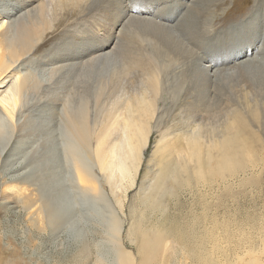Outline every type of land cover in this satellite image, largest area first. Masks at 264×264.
Wrapping results in <instances>:
<instances>
[{
    "label": "rangeland",
    "instance_id": "1",
    "mask_svg": "<svg viewBox=\"0 0 264 264\" xmlns=\"http://www.w3.org/2000/svg\"><path fill=\"white\" fill-rule=\"evenodd\" d=\"M208 1L211 3L207 0H147L138 4L136 0H127L126 5L139 8L137 10L132 8L130 11L137 16L160 19L161 23L171 26L178 18L179 9H182L184 13L188 10L189 13L184 19L190 16L189 19L193 26L189 28L186 25L184 30L178 31V34L180 39L186 35L191 40L199 38L196 34V26L199 21H204V16L208 11V14L214 16L211 25L216 35L212 38H204L201 46H206V50L211 52L212 57L216 59L217 65L215 66L225 68L241 58L253 57L255 47L262 45L258 40H251L254 38L251 35L253 32L254 36H261V29L259 32L257 27L264 28V16L261 14V12L264 14V0ZM49 2L50 0H0V9L2 8L1 12L3 11L0 15V22L4 19L15 20L10 24L11 27L9 26L12 33L15 31L17 22L23 19L27 25L35 29L36 36L34 35L31 48L27 53L29 54L28 59L22 62L23 66H19L18 70L24 72L34 69L39 77L36 83L34 82L35 87H31L24 93L18 110L15 109L12 115L0 110V150L3 149L0 157V264H81L83 255L79 251L82 248L91 249V260H88L87 264H95V257L98 253L107 258L115 247V239L108 234L111 211L117 217L119 216L122 222L124 244L133 247L132 222L135 216L145 212L144 205L139 204V201L156 169L150 157L159 139V133L167 131L168 138H172L179 134L182 135L183 131H187L189 127L185 124L180 125L188 121V112L184 105L177 104L166 116L162 102H158V112L162 114L164 122L152 121L153 125H158V129L156 128L155 131L154 128L150 135L151 138L149 137V145L142 156L143 162L134 185L126 192L119 193L121 196L117 194L121 199V207L114 201L110 187L103 182L97 170L95 172L98 177H101L104 200L88 197L78 191L73 185L72 171L65 159V145L69 140L66 114L71 108L77 113L83 109L87 123L96 127L123 88L124 91L130 89L129 93L135 90L138 81H134L132 76L133 74L137 76L143 71L141 68H129L128 59L125 57L127 52L123 46L125 48L126 46L130 48V46L124 44L140 43L146 45V48L148 45L156 46L155 50L158 52L154 51L152 56L156 61L160 55V58L164 57L165 60L160 59L159 63L170 64L166 69L167 72L164 69V74L178 81V101L185 100L188 96L187 90H191L192 81L186 73L187 68L183 59H178V54L172 51V44L167 43L171 35L166 30L162 31L165 34L160 35L148 33L147 28L132 27L129 25L130 20H127L128 16L123 18L122 15V10L126 7L109 9L105 0L82 1L78 6L69 4L52 6ZM91 4L97 6L91 14H86L87 11L82 12ZM39 11H42L41 20H49L54 25L46 24V29L41 31L37 21ZM187 21L184 20V22ZM190 32L195 34L194 38ZM83 33L87 38L85 40L77 36ZM36 37L38 40L35 39ZM109 37L112 39L106 48L109 50L114 48L118 51L116 60L105 64L102 62L93 68H85L87 66L85 59L98 54V51L82 55L81 58L84 60L75 57L64 61L51 60L56 54L63 52L66 55L72 54L74 46L76 47L79 42L91 40V43L98 44ZM85 45L87 43L84 47ZM192 45L195 46V42L192 41ZM89 48L90 45L86 50ZM249 50V55L244 56ZM163 53L166 54L163 55ZM227 58L230 60L226 61ZM68 61L78 62V66L83 65L85 69L79 72L71 71L72 74L67 75L62 65ZM245 64H243V70H237V67L230 69V72L237 70L229 77L232 79L220 77L216 88L220 92H225L227 89L233 94L237 91H239L238 94L242 93L241 89L246 92L248 89H245L242 81L237 79L239 76L236 75L245 72L251 78H257L261 77L259 74L262 73V69L259 66L247 67L248 64ZM158 65L155 64V68L158 69ZM175 67V71L172 72ZM52 70L56 71L55 75L51 73ZM43 72L44 75H42ZM159 76L161 77V74ZM61 81L65 82L61 83ZM5 84L7 82L0 86L1 91L5 89ZM249 96L253 98L251 93ZM260 110L264 114L262 107ZM207 113L205 110H200L197 119L195 118L192 122L208 123ZM252 129L259 132L262 143H264V123L252 124ZM256 159L251 161L253 164H248L249 167L240 177L231 178L225 183L221 180L209 185L199 183L193 187L194 189L187 187L181 190L179 200L182 205L179 204L178 210L181 209L182 212L180 216H176L178 222L186 214L194 218L193 213L196 211L200 213L205 205L210 207L211 212H216L217 217L221 216L225 209L228 211L227 218L230 225L228 230L231 232L228 251L242 247V243L247 239L249 243H255L257 249L262 247L259 236L262 235L261 233L264 234V151ZM34 175L39 176L40 182L36 183ZM239 180L245 181V184L239 186ZM226 193L228 194L224 197ZM39 196L42 199H48L62 216L57 226H49L44 215L38 214L36 208L39 206L37 201ZM172 216L174 217L171 215L170 219L173 218Z\"/></svg>",
    "mask_w": 264,
    "mask_h": 264
},
{
    "label": "bare ground",
    "instance_id": "2",
    "mask_svg": "<svg viewBox=\"0 0 264 264\" xmlns=\"http://www.w3.org/2000/svg\"><path fill=\"white\" fill-rule=\"evenodd\" d=\"M52 1L49 2L52 6H65V4L78 6L80 2H88L89 0ZM145 1L147 0H136L138 4ZM207 2L209 1L207 0ZM94 7L91 4L82 12L87 11L86 14H91ZM124 7L126 8L123 9L124 11L122 10L123 18L128 16L127 20H130L129 25H132V27L147 28L148 33L160 35L165 34L162 31L166 30L171 35L167 43L172 44V51L178 54V59H183V63L187 68L186 73L192 81L190 83L192 85L191 90H187L188 96L185 97V100L178 101V81L172 77L168 78L170 75L166 76L167 74H164L170 64L159 63L161 62L159 61L161 59L160 55L156 61L154 60L152 55L154 51H157L155 50L157 49L156 46L148 45L146 48V45L140 43L124 44L130 46V48L123 46L127 52L125 57L128 59L129 68H141L143 71L137 76H134V74L132 76L134 81H138L139 86L136 84L135 90L133 89L134 91L131 93H129L130 89L124 91L123 88L117 98L112 101L110 109L96 127L87 123L83 109L77 113V111H72L71 108L66 114L67 125H65L68 127L67 134L69 136L67 138L69 140L65 145L64 152L65 159L72 171L73 185L88 197L104 200L105 197L101 187L102 181L100 180L102 177L103 182L110 187V191L115 198L114 201L121 207V199L119 198L121 195L119 193L126 192L134 185L136 175L143 162L142 156L149 145V137L154 131L153 129L155 128L156 131L158 126L157 124L153 125L152 121L164 122L162 114L158 112V102H162L166 116L177 104L184 105L185 110L188 112V121L180 123V125L185 124L189 127H187V131H183L182 135L179 134V136L176 135L172 138H168L167 131L166 133L165 131L159 133V139L155 143V148L150 157L156 169L153 171L149 186H146L147 188H145L144 194H141L139 201V204L144 205L145 212L137 213L139 215L135 216L132 222L133 247L124 244L122 222L119 216L117 217L111 211L108 221V234L115 239V247L113 246L112 253L107 258L102 257L100 253H96L94 263L239 264L243 262L244 264H264L263 233L259 236L262 247L257 249L256 244L249 243L250 241H247V239L242 243V247L228 251L231 232L228 230L230 225L227 210L224 209L219 218L216 212H211L210 207L205 205L200 213L197 211L193 213L194 218H191L188 214L180 222L177 218L182 212L181 209L178 210L179 204L182 205L179 200L181 190L187 187L193 188L199 183L200 185H209L218 180L225 183L231 178L240 177L249 167L248 164H253L251 161L257 160L256 158H259V155L264 151V143H262L259 132L252 129V124L260 125L264 123V121H261L264 120V114L260 112L261 107L264 109V100H262V98L264 99V28L257 27L259 32L261 29V36H254L252 32L251 36L254 38L251 40L255 39L262 43L261 46L255 47L256 52L253 50V57L241 58L229 67L218 68L215 66L217 61L212 57L211 52L206 50L205 45V47L201 46L204 38H212L216 35V31L211 25L214 16L208 14V11L204 16V21H199L196 26V34L199 35V38L191 40L186 35L180 39L178 34V31L184 30L186 25L189 28L193 26L192 21L189 19L190 16L184 19L185 15L189 13L188 10H185L184 13L182 9H179L178 18H176L175 24L171 26L161 23L160 19H148L127 11L128 8L135 10L139 8L128 5ZM1 10L2 8L0 9V15L3 12ZM41 12L38 13L37 21L42 31V29H46V24L51 23L50 26L54 24L49 20H41ZM261 14L264 16L262 12ZM184 20L188 21L184 22ZM12 22H15V20L4 19L0 22V86L7 82L5 91L0 89V110L9 115H12L15 109L18 110L24 93L33 87L35 81L39 78L38 72L34 69L24 72L18 70L23 66L22 62L28 59L29 54L27 53L31 48L36 31L29 24L27 25V22L23 19V21L17 22L15 31L12 33L10 29ZM8 32L10 33L8 34ZM192 33L190 32V35ZM77 36L81 40L87 39L84 33ZM192 36L194 38L195 34H192ZM175 37H178V39H175ZM35 39L38 40L37 37ZM111 39L109 37L105 41L97 42L98 44L91 43V40L89 42H79L76 47L74 46L72 54L66 55L63 52L59 55L56 54L51 60L64 61L73 57L78 59L84 54L89 55L93 51H98V54H93V56H88L85 59L87 63L85 68H93L102 64V62L105 64L108 61L116 60L118 56L116 49L109 50L106 48ZM192 41L195 42V46L192 45ZM86 43L87 45L84 47ZM89 45L90 48L86 50ZM163 51L165 52V50ZM172 51L171 53H173ZM249 53L250 50L244 56H248ZM165 54L163 53V55ZM166 56L170 57L169 55ZM228 60L230 59L227 58L226 61ZM244 63H246L245 65L248 64L247 67L259 66L262 69V73L259 74L261 77L251 78L247 73L242 72L236 76H239L237 79H240L246 87L245 89H248L246 92H243V89H241L242 93L239 94V91L233 94L227 89L225 92H220L216 88L217 80L220 77L232 79L229 78L231 74L236 73L237 70H243ZM78 64V62L71 63V61L63 64L64 73L69 75L71 71L77 70L79 72L85 69L83 65L80 67ZM155 64L156 66L159 64L158 69L155 68ZM234 67H237V70L230 72V69ZM175 69L176 67L172 69V72ZM51 73L55 75L56 71L52 70ZM44 74L43 72L42 75ZM195 79L199 80L196 81ZM3 91L4 93H2ZM249 93L253 95V98L249 96ZM209 99L212 101L210 102ZM200 110L208 112L206 115L208 123L192 122L198 116ZM2 152L3 149L0 150V157ZM96 170L101 174V177L96 175ZM35 181L36 183L40 182L38 175L35 176ZM244 182L241 180L239 186ZM37 201L39 204L36 208L38 214L42 213L44 215V219H46L49 226H57L62 216L55 206L48 199H42L40 196ZM171 215H174L175 218L172 216L173 218L170 219ZM250 238L252 237L250 236ZM90 250L82 248L79 251L83 255L81 264H87V261L91 260Z\"/></svg>",
    "mask_w": 264,
    "mask_h": 264
},
{
    "label": "snow or ice",
    "instance_id": "3",
    "mask_svg": "<svg viewBox=\"0 0 264 264\" xmlns=\"http://www.w3.org/2000/svg\"><path fill=\"white\" fill-rule=\"evenodd\" d=\"M127 0H105V3L109 9L115 7H124L126 5ZM128 12L132 11L131 8L127 9Z\"/></svg>",
    "mask_w": 264,
    "mask_h": 264
}]
</instances>
